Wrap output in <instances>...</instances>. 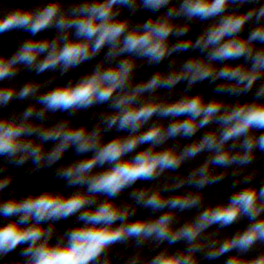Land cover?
Masks as SVG:
<instances>
[{
    "label": "clouds",
    "instance_id": "9594fccd",
    "mask_svg": "<svg viewBox=\"0 0 264 264\" xmlns=\"http://www.w3.org/2000/svg\"><path fill=\"white\" fill-rule=\"evenodd\" d=\"M139 12L152 15L134 21ZM13 31L29 38L0 52V264H264L254 167L264 154V0H39L0 7V35ZM98 56L78 78L57 79ZM22 71L55 75L20 84ZM204 81L215 95L193 92ZM13 101L26 106L4 113ZM101 105L94 122L73 123ZM70 150L76 158L62 162ZM29 162V175L54 168L61 188L8 191L9 169ZM229 177L230 195L206 198ZM70 217L73 226L56 227ZM118 245L124 254H113Z\"/></svg>",
    "mask_w": 264,
    "mask_h": 264
}]
</instances>
